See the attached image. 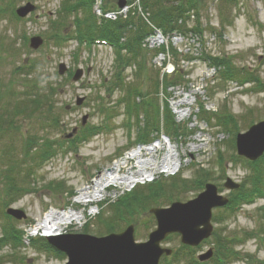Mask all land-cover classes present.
Wrapping results in <instances>:
<instances>
[{"label":"rangeland","instance_id":"374dc122","mask_svg":"<svg viewBox=\"0 0 264 264\" xmlns=\"http://www.w3.org/2000/svg\"><path fill=\"white\" fill-rule=\"evenodd\" d=\"M60 1L0 0V239L10 233L18 238L16 245L10 241L0 242V264L66 263L65 255L43 248L41 235L36 234L50 211L71 210L79 216L57 234L105 236L133 225L134 240L146 241L156 228L148 208L139 207L134 215L122 220L112 215L110 204L119 202L136 187L146 186V180L157 176V168L169 153L175 155L173 161L176 160L177 166L170 168L166 175L156 177L154 182L168 185L174 179L168 177L173 172L186 180H192L201 169L208 175L189 182L183 192L168 189V193H172L149 201L150 207L164 208L171 202L193 199L204 190V183L214 185L217 193L227 199L226 204L241 184L249 200L253 189L259 196L253 197L251 202L237 197L229 208L213 209L210 235L197 246L183 245L178 234L169 235L161 242V247L172 252L162 255L158 264H194L199 256L208 252V258L202 261L213 264L215 256L223 251L217 240L240 254L239 259H234L233 254L225 257L227 264L264 263V151L255 160H249L237 154L235 144L230 141L234 132L243 133L264 120V89L254 88L257 84L264 87V0H236V3L202 0L198 18L190 15L186 20L188 28L197 21L201 23L200 38L195 37V41L190 42L177 34H163L155 43L174 49L177 56L169 53L166 56L169 62L163 67V55L153 57L152 53H146L143 71L134 75V64L122 71L121 77L137 90L136 93L150 91L152 94L155 81L160 85L163 73L177 66L181 74L182 79L173 88L167 87L166 94L152 95L159 101V124L163 131L160 130L159 136H162H158V141L146 146L135 145L139 127L136 129L133 119L124 113V104L117 103L125 92L108 94L105 88V83L111 81L116 72L113 48L100 44L87 48L75 37V25L71 22L75 17L81 18L84 9L79 8L77 14L65 17L66 29L59 36L71 35L73 40L56 45L50 37L53 25L66 8L67 1L64 0L62 9ZM124 1L125 6L118 9L119 0H96L92 10L98 21L102 8L116 10L121 18L131 11L134 16H146L141 13L139 0ZM27 2L34 10L24 18L15 15L16 8ZM150 27L157 36L160 34V29H153L151 24ZM32 36L42 40L37 49L29 47ZM178 52L189 56L200 54L207 60H193L189 56L185 59ZM209 61L217 63L223 73L217 66L209 67ZM219 62H225L229 71ZM59 65L64 69L61 75ZM75 70L80 71L77 80L72 78ZM230 72L234 74L227 76ZM136 93L133 92L130 101L140 99ZM36 98L40 99L37 106L33 103ZM78 98L83 100L77 106ZM165 109L180 128L177 135L165 131ZM108 112L114 115L109 120L105 117ZM219 115L234 120L231 130L217 123ZM142 116L140 113L141 119ZM83 117H86L84 123ZM127 122L133 123L132 126L124 125ZM103 124L106 129L99 133L89 136L85 131L88 126ZM83 135L87 139L83 140ZM67 138L77 145L76 151L66 149ZM154 147L156 152L152 156L150 151ZM50 149L55 155L43 160L42 155ZM136 153L143 155L132 161L133 168L127 166L116 176L122 179L128 175L129 181L108 178L101 191L95 192L92 187L95 178L110 176L112 166L122 165L128 156ZM257 168L262 172V180L255 186L252 178ZM143 171L149 173L140 177ZM11 177L15 181L14 191L9 192L7 180ZM133 179L142 181L134 184L130 182ZM227 179L238 188L225 187ZM83 188L87 194H81ZM237 200L242 204L232 210ZM9 208L22 211L25 218L15 219L6 212ZM109 215L113 216L112 225ZM108 230L112 232L107 233ZM247 232H253L254 236L246 237Z\"/></svg>","mask_w":264,"mask_h":264},{"label":"trees","instance_id":"16d2710c","mask_svg":"<svg viewBox=\"0 0 264 264\" xmlns=\"http://www.w3.org/2000/svg\"><path fill=\"white\" fill-rule=\"evenodd\" d=\"M66 1L67 2L65 5L66 8L64 14L60 16L58 20L60 22L55 23V26L53 28L54 30L53 35H59L62 31H65L66 27L64 24L65 22L64 20L68 14L67 11L77 14L79 8L84 9L82 17L81 18L75 17L74 19V22L76 24V28H75L76 37L80 41L81 39H87L88 41H91L89 39L93 40L95 39L94 37H99L107 40V42L113 46V51L115 54L116 72L114 73L112 80L106 83V85L109 88V94H111L114 91H121V90L125 92V95L123 94L121 98H123L122 101L125 102L126 108H128V112H129L128 117L130 119H133V122L136 125V129L139 127L137 130V134H136L137 136L134 143L137 144L149 143L151 141L150 140L151 138L154 139L158 137L160 130L163 131V129L160 128V124H159V114H160L159 101L157 99V96L155 98L152 95H158L159 92L163 93V95L166 94L167 87L168 88L174 87L178 83V81L182 79L181 74L178 72L177 66L172 70V72L163 73L162 81L160 84L162 88L160 89V85L157 82L158 80L155 81L154 91L152 94L150 91L143 93L142 92L136 93L137 90L129 86L121 77V75H124L122 71L127 66H130L132 64H134L136 67V71L134 75H137L138 71L139 73L143 71L146 68L144 64V59H145L144 55L146 53H152L153 56L158 52L159 53L161 52L164 56H167L169 53H172V55L174 56L176 55V53H174V49L173 50L170 49L171 50L170 51L169 49H166L164 46L151 49V51L141 46L142 41L150 33L153 32L149 24H151L155 28L160 29L164 35L166 34L171 35L172 33L184 34L187 32H191L197 34L198 36H201L202 34L201 23L197 21L192 27L188 28L186 25V20L187 18L188 19L190 18V15H193L194 18L196 19L198 18L199 16L198 9L199 6H201V4L203 3V1L202 0H139L142 11L141 13H145L146 16L138 15L137 17L134 16L133 11H131L124 18L117 17L115 20H108L105 19L104 17H100V21L97 20L92 10V6L96 0H66ZM220 1H226L231 3V2H235L236 0H220ZM96 22H98L99 24H96ZM165 62L166 60L164 61V63ZM215 64L217 66V63ZM219 64L223 65L226 68V72L229 71L225 62H219ZM217 67L219 68L220 71H222L221 70L222 68L220 69L219 65ZM232 74L234 73L232 72L226 73L227 76ZM133 92L136 93L137 98H140L138 101L135 100L130 101V99L133 97ZM33 101H34L33 103L36 104L35 106H37L38 103L40 102V99L36 98ZM164 103H167V101H165ZM140 113L143 114L142 119L140 118ZM164 113H166L164 115L165 131L171 132L172 135L173 134L177 135V133L179 132L178 129L180 128L176 126V124L174 123L172 115L169 113L168 109H165ZM113 116L114 115H112V113L110 112L105 114L107 120H109V118H112ZM233 122L234 120L232 118L223 115H219L217 119V123L224 124L230 130H231V126L233 125ZM128 124L132 126L133 123L128 122ZM98 128L99 127L88 126L87 128H85V131L92 132L94 129H98ZM236 133L237 131L233 133L232 138L230 140L232 145H234L235 143L234 134ZM47 153L43 154L42 156L46 155ZM257 170H258L257 174H255L252 178V180H254L253 184L255 186H257L258 183L262 180V172L258 168L255 171ZM204 172L205 171H203V169L197 171L194 175L195 177L192 180L181 179L179 175H177L176 177H171L174 179H172V181L169 182L168 185L161 184L159 181H156V182L147 183V185L143 187H136L131 191V193L120 198L119 202L116 201V203L113 202L112 204H110V208L112 211L111 213L113 216L122 218V220L124 219L123 217L130 218L132 215H134V213H136L135 211H139L140 209H145V207L150 209L151 207L149 201L157 200L166 195H170L172 192L168 193V189L170 191H174V190H179L180 192L185 191L188 187L187 184L189 182L193 183L199 179L205 178L208 175V174L205 175L206 172L205 173ZM7 181H8L7 187L11 188L9 192L14 191L12 190L14 189V182H15L14 179L11 177ZM57 185L60 186V184ZM59 186H55L54 188H60ZM254 191L256 190L253 189L252 196L254 195V193H256ZM245 192L246 189L244 188V185L241 184L239 188L235 190V194H234L235 196L232 198V200L236 199L237 197L238 198L240 197L245 202H248L247 200L249 199L247 195H245L246 194ZM232 200H229L230 203H228V206H230ZM241 203L242 202L237 200L235 201L233 206ZM153 204L155 205L156 203ZM139 207L141 208L139 209ZM112 215L108 216L109 219L106 217L109 220L110 225L113 224L111 221L113 217ZM110 232H112V230L107 231V233ZM9 241L17 243L18 238L14 233L13 234L10 233L7 234L4 238L0 239V242L2 243ZM42 241H43V245H42L43 248L48 249L49 251L54 253L57 252L53 247H51L48 244L46 239L42 238ZM215 242L223 251H221L222 253L219 256L217 257L215 256L216 260L213 264H224L223 261L224 258L226 256L228 257L229 255L234 254V252H232V250L229 249V247H225L226 246L225 244H219L220 240H217ZM58 254L61 255V253L59 252ZM221 256L222 258H220ZM194 264H198V262L196 261V263Z\"/></svg>","mask_w":264,"mask_h":264},{"label":"water","instance_id":"95a60500","mask_svg":"<svg viewBox=\"0 0 264 264\" xmlns=\"http://www.w3.org/2000/svg\"><path fill=\"white\" fill-rule=\"evenodd\" d=\"M125 5L119 0L118 8ZM34 6L26 3L16 9L17 15L23 17ZM42 40L35 36L30 39V47L37 48ZM62 74L63 65H59ZM80 71L76 70L73 80H77ZM77 99V104L82 102ZM86 117H83V122ZM236 150L239 155L255 160L264 151V120L251 125L245 132L236 135ZM224 186L238 188V185L227 179ZM227 199L217 193V188L207 183L204 190L195 198L185 202L175 201L168 207L151 208L149 211L156 219V228L148 234L143 242H136L133 225H128L119 233L105 236L90 234H56L47 240L58 251L66 255L65 264H158L162 255H169L171 249L161 247V242L170 234H178L180 242L187 246H197L208 238L211 232L212 209L226 205ZM6 212L15 219L25 218L17 209L9 208ZM210 253L199 256V260L208 258Z\"/></svg>","mask_w":264,"mask_h":264},{"label":"bare ground","instance_id":"6f19581e","mask_svg":"<svg viewBox=\"0 0 264 264\" xmlns=\"http://www.w3.org/2000/svg\"><path fill=\"white\" fill-rule=\"evenodd\" d=\"M150 151V150H148ZM156 152V148L154 147L153 150L150 151V153H152V156L154 155V153ZM143 154L141 153H136L133 154L131 156H128L125 160V162L122 165H115L112 166L111 168V172H110V176L107 175V177L104 176H100L94 179L93 183H92V187L95 190V192H100L101 191V186L102 184L108 179L111 178L112 180L116 178V180H119L121 178H117L116 176L121 173L122 171H124V168L127 166H130L132 161L135 159H138L139 157H141ZM173 159H176L175 155L173 153H169L167 155V157H164V159L161 161V165L162 167H168V168H173L174 166H177L176 160L175 162L173 161ZM140 162V161H138ZM141 164V162H140ZM142 165V164H141ZM157 164H155L156 166ZM131 168H133L132 166H130ZM153 168H151L152 170ZM121 180H123V182H127L129 181V176H125L123 177ZM130 182H133V180H131ZM88 191L85 190V188L81 189V194H87ZM79 219L78 214H76L75 212L69 210V211H65L62 213H59L57 211H50L44 218L43 220V225L39 226L41 229H43L46 234H55L56 232H59L60 230H62L64 227H66L68 224L75 222L76 220Z\"/></svg>","mask_w":264,"mask_h":264}]
</instances>
